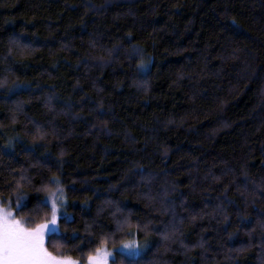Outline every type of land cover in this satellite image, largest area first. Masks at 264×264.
<instances>
[{"label": "trees", "instance_id": "1", "mask_svg": "<svg viewBox=\"0 0 264 264\" xmlns=\"http://www.w3.org/2000/svg\"><path fill=\"white\" fill-rule=\"evenodd\" d=\"M56 194L53 256L264 264V0H0V200Z\"/></svg>", "mask_w": 264, "mask_h": 264}, {"label": "snow or ice", "instance_id": "2", "mask_svg": "<svg viewBox=\"0 0 264 264\" xmlns=\"http://www.w3.org/2000/svg\"><path fill=\"white\" fill-rule=\"evenodd\" d=\"M10 217L11 213L0 217V264H69L68 261L53 258L43 246L44 232L55 231L49 227L56 223L55 203L52 219L34 228H26ZM107 255L102 249H97L96 255L89 257V264H107Z\"/></svg>", "mask_w": 264, "mask_h": 264}, {"label": "rangeland", "instance_id": "3", "mask_svg": "<svg viewBox=\"0 0 264 264\" xmlns=\"http://www.w3.org/2000/svg\"><path fill=\"white\" fill-rule=\"evenodd\" d=\"M57 199H61L62 200V196H59L56 194L54 196H52L50 198V200H48V202H50L52 205L55 203V213H56V223L55 225H49L50 228H54L55 231H57L58 229V224H57V221H58V218L59 216L61 215V212H57ZM65 202V201H64ZM64 204V203H63ZM4 213H11V219H14V220H18L16 217H15V214H14V209L12 207H10L9 205H5L2 203V201L0 200V217L3 216ZM52 219V216L49 220ZM21 222V224L23 225L22 221L21 220H18ZM24 226V225H23ZM26 227V226H24ZM27 228V227H26ZM31 228H34V227H31ZM55 231H52V232H55ZM51 233L49 231H45L44 232V235H43V246L45 248V241H46V238L48 236V234ZM129 244H132L133 246L132 247H125V245H129ZM103 252H106L108 255H107V264H110V261L112 259V257L114 256L115 252H121V253H124L128 256H137L139 255L141 252V249L136 245V243L132 240H129V241H126L125 243H123V245H121L119 248L115 249V250H108V249H102ZM53 258H55L56 260H65V261H68L69 264H89V260H87L85 263H82V262H79L75 259H71V258H60V257H56V256H53L51 255Z\"/></svg>", "mask_w": 264, "mask_h": 264}]
</instances>
